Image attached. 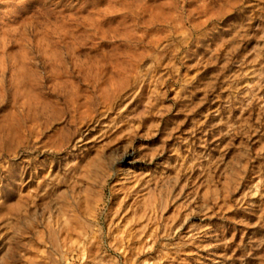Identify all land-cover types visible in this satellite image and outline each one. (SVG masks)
Returning a JSON list of instances; mask_svg holds the SVG:
<instances>
[{"label": "rangeland", "instance_id": "rangeland-1", "mask_svg": "<svg viewBox=\"0 0 264 264\" xmlns=\"http://www.w3.org/2000/svg\"><path fill=\"white\" fill-rule=\"evenodd\" d=\"M0 264H264V0H0Z\"/></svg>", "mask_w": 264, "mask_h": 264}, {"label": "bare ground", "instance_id": "bare-ground-1", "mask_svg": "<svg viewBox=\"0 0 264 264\" xmlns=\"http://www.w3.org/2000/svg\"><path fill=\"white\" fill-rule=\"evenodd\" d=\"M132 158V154L131 153H127L126 155H124L123 158H121L119 161H117V164L121 165V164H128V165H131L129 163V160H131ZM116 175H119V174H116Z\"/></svg>", "mask_w": 264, "mask_h": 264}]
</instances>
